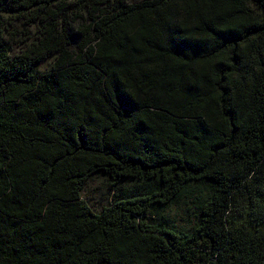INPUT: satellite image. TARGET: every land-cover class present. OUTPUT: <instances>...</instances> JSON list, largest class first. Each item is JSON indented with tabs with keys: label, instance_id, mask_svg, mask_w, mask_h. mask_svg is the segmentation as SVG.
I'll return each mask as SVG.
<instances>
[{
	"label": "trees",
	"instance_id": "1",
	"mask_svg": "<svg viewBox=\"0 0 264 264\" xmlns=\"http://www.w3.org/2000/svg\"><path fill=\"white\" fill-rule=\"evenodd\" d=\"M0 264H264V0H0Z\"/></svg>",
	"mask_w": 264,
	"mask_h": 264
},
{
	"label": "rangeland",
	"instance_id": "2",
	"mask_svg": "<svg viewBox=\"0 0 264 264\" xmlns=\"http://www.w3.org/2000/svg\"><path fill=\"white\" fill-rule=\"evenodd\" d=\"M86 194H87V195L91 194V196H93V193H92L91 190H89L88 193H86ZM95 197H96V198H99V192H96V193H95Z\"/></svg>",
	"mask_w": 264,
	"mask_h": 264
}]
</instances>
